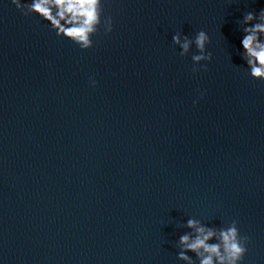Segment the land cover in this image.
Listing matches in <instances>:
<instances>
[{
	"label": "water",
	"instance_id": "95a60500",
	"mask_svg": "<svg viewBox=\"0 0 264 264\" xmlns=\"http://www.w3.org/2000/svg\"><path fill=\"white\" fill-rule=\"evenodd\" d=\"M261 8L105 0L113 31L80 50L0 0V264H185L190 216L235 219L264 264V81L239 55ZM201 29L194 73L171 37Z\"/></svg>",
	"mask_w": 264,
	"mask_h": 264
},
{
	"label": "clouds",
	"instance_id": "9594fccd",
	"mask_svg": "<svg viewBox=\"0 0 264 264\" xmlns=\"http://www.w3.org/2000/svg\"><path fill=\"white\" fill-rule=\"evenodd\" d=\"M11 3L23 16H37L57 37L80 50L93 46L92 37L100 29L104 35L113 31V18L104 10L105 0H11ZM239 26L243 33L239 55L247 74L253 80L264 81V8L246 11ZM171 41L179 48L181 57L188 55L194 46L196 51L190 56L192 71L207 70L212 53L206 48L210 42L206 31L198 30L192 38L177 31ZM89 84L95 87L97 81L90 76ZM178 227L186 229L175 240L179 249L177 259L185 264H242L248 251L251 238L241 235L235 219L226 226L215 227L190 216Z\"/></svg>",
	"mask_w": 264,
	"mask_h": 264
}]
</instances>
